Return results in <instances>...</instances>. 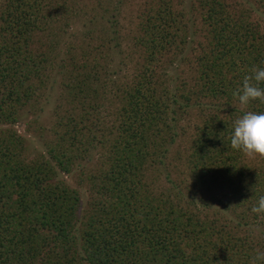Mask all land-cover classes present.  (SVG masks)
Masks as SVG:
<instances>
[{
    "label": "trees",
    "instance_id": "trees-1",
    "mask_svg": "<svg viewBox=\"0 0 264 264\" xmlns=\"http://www.w3.org/2000/svg\"><path fill=\"white\" fill-rule=\"evenodd\" d=\"M131 1L0 0V264L264 251V157L230 145L236 119L264 112L234 95L264 67V0H140L128 16ZM44 111L35 150L17 125Z\"/></svg>",
    "mask_w": 264,
    "mask_h": 264
},
{
    "label": "clouds",
    "instance_id": "clouds-1",
    "mask_svg": "<svg viewBox=\"0 0 264 264\" xmlns=\"http://www.w3.org/2000/svg\"><path fill=\"white\" fill-rule=\"evenodd\" d=\"M261 84H264V67H257L244 77L242 87L234 95L242 106L256 100L264 102V87H260ZM230 145L248 157H264V112L247 111L236 119L230 135ZM251 211L258 216L264 214V195L258 198ZM252 264H264V251H257Z\"/></svg>",
    "mask_w": 264,
    "mask_h": 264
},
{
    "label": "rangeland",
    "instance_id": "rangeland-1",
    "mask_svg": "<svg viewBox=\"0 0 264 264\" xmlns=\"http://www.w3.org/2000/svg\"><path fill=\"white\" fill-rule=\"evenodd\" d=\"M140 2V0H132L130 2V5L127 7V9L125 10L124 14L126 13L128 16L130 15V12L132 9H134V4H136L137 2ZM29 118V117H27ZM28 120H31L28 119ZM52 123V115L49 111H44L43 114H41V117L39 119V125L37 124H34V125H30V130L27 131V127L28 125H26L25 123L23 122H20L18 125H17V130L23 135L25 136L30 144H31V147L35 150H40L42 147V138H40L41 134L38 133V127H42V128H49V126L51 125ZM44 134H46V130L43 132ZM48 136V134H47ZM46 137V136H45ZM185 142H186V139H182L180 140L177 145L173 148V153H172V157H174L175 159L173 160V165H175V168L173 170V174H174V177H176L177 181L180 182L183 178H186V176L184 175L185 174V170H184V164L182 161L180 160H177V158L183 154V149H184V146H185ZM179 154V156H178ZM250 158H259V156H255V157H250ZM68 180V182L72 185V186H76L75 184V180H76V175H72V176H68L66 178ZM81 192H82V203L83 205L86 204L87 200H88V196H87V193H86V190L84 188L81 189Z\"/></svg>",
    "mask_w": 264,
    "mask_h": 264
}]
</instances>
